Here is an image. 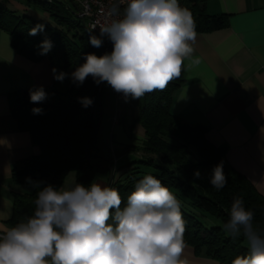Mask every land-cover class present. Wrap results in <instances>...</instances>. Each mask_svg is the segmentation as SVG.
I'll return each instance as SVG.
<instances>
[{"label":"clouds","instance_id":"9594fccd","mask_svg":"<svg viewBox=\"0 0 264 264\" xmlns=\"http://www.w3.org/2000/svg\"><path fill=\"white\" fill-rule=\"evenodd\" d=\"M107 16L89 43L99 48L106 36L112 51L83 53L84 62L71 73L73 83L82 85L91 76L126 99H140L181 76L184 61L195 51L197 31L191 11L179 0H110ZM44 30L39 23L28 35ZM52 47L45 37L39 54L47 55ZM52 71L60 82L68 75ZM29 95L33 103L47 99L42 85L31 87ZM78 101L85 108L94 103L88 96ZM31 111L43 114L40 107ZM193 177V182L203 178L199 170ZM25 182L37 190L34 213L0 234V264H189L181 201L157 176L140 179L123 207L118 190L99 183L73 181L60 187L31 177ZM209 182L217 190L225 187L223 161L213 166ZM223 230L233 239L242 236L248 247L231 264H264V230L254 226V212L242 197H233Z\"/></svg>","mask_w":264,"mask_h":264},{"label":"trees","instance_id":"16d2710c","mask_svg":"<svg viewBox=\"0 0 264 264\" xmlns=\"http://www.w3.org/2000/svg\"><path fill=\"white\" fill-rule=\"evenodd\" d=\"M45 11L51 21L35 19L27 14H18L0 0V28L12 36V44L26 57L37 61L49 58L52 69L68 75L60 82L44 88L47 99L30 102L29 89H19L11 94V111L22 129L33 133L40 152L19 160L13 169V178L23 184L26 177L60 186L67 175L74 171L75 181L88 185L97 173L107 171L96 163L114 165V177L110 187L118 190L123 204L136 183L147 174L157 176L181 201L185 220L184 241L197 253L205 252L222 264L240 254H247L246 240L241 236L233 239L223 230L229 219L234 196H240L245 207L254 212V226L264 230V196L252 182L235 170L226 159V148L214 145L206 137L203 126H192L174 115L171 106L174 93L183 80L179 77L164 90L146 93L133 99L118 116V122L127 124V117L134 108L139 114L132 119L130 127L140 123L145 136L138 145L128 149L139 154L128 162L115 167V159L105 158L93 145L101 113L100 86L91 76L77 86L71 79L74 69L84 62L83 53L94 52L98 56L108 52L106 44L99 48L89 43L90 32L84 20L75 14L73 0H25ZM207 0H179L189 9L196 23L197 32H208L228 25L227 14H209ZM43 23L45 30L35 36L28 35L30 28ZM45 37L53 47L47 55H40L39 45ZM102 87V93H103ZM101 93V94H102ZM115 93V92H114ZM92 97L94 103L85 108L78 97ZM34 107L43 109V114H33ZM89 142V151L86 146ZM223 161V170L228 178L224 188L217 190L209 182L214 165ZM199 170L202 179L193 182V173ZM30 185V184H28ZM36 189L30 193L14 195V211L8 223L14 226L26 222L34 213Z\"/></svg>","mask_w":264,"mask_h":264},{"label":"crops","instance_id":"0c3cea01","mask_svg":"<svg viewBox=\"0 0 264 264\" xmlns=\"http://www.w3.org/2000/svg\"><path fill=\"white\" fill-rule=\"evenodd\" d=\"M1 1L18 14L51 21L45 11L25 0ZM206 9L209 14H227L229 23L197 32L195 51L184 61L183 83L174 93L171 111L192 126L205 127L208 140L225 147L228 163L264 196V0H207ZM197 58L200 63L193 64ZM106 83L100 129L93 145L100 153H108L109 148L111 156L104 157L110 162L117 155V167L139 156L128 146L138 145L145 130L140 123L130 127L139 114L137 107L127 117V124L114 121L115 90ZM52 84L49 58L34 61L26 57L12 44L11 34L0 28V234L11 227L8 221L14 211V195L33 191L31 185L13 178V169L19 160L40 152L33 133L22 129L12 114L11 94ZM109 176V170L99 172L93 183L107 186ZM185 244L189 264H222Z\"/></svg>","mask_w":264,"mask_h":264},{"label":"built area","instance_id":"2783aa9c","mask_svg":"<svg viewBox=\"0 0 264 264\" xmlns=\"http://www.w3.org/2000/svg\"><path fill=\"white\" fill-rule=\"evenodd\" d=\"M76 4L75 14L84 20L87 29L99 36V26L107 22L110 18L107 16V11L109 9L110 0H73ZM123 11V6H121V12ZM103 44H106L107 51L111 43V51L113 48L112 42L105 36L102 38ZM102 44V45H103ZM116 96V114L114 121L118 122V116L122 112L125 106H128L131 101L129 96L127 99L122 93L115 91Z\"/></svg>","mask_w":264,"mask_h":264},{"label":"water","instance_id":"95a60500","mask_svg":"<svg viewBox=\"0 0 264 264\" xmlns=\"http://www.w3.org/2000/svg\"><path fill=\"white\" fill-rule=\"evenodd\" d=\"M74 5H76L75 3H73ZM108 52H111V43H110V46H109V49H108ZM103 85V83H102ZM100 86V101H99V104L100 106H102V87L103 86ZM100 124H101V114H100V118H99V122H98V126H97V133L99 132V129H100ZM86 149H87V152L89 151V142L87 143V146H86ZM96 166H98L99 168H108L109 172H110V176H109V179H108V182H107V186H110L112 181H113V177H114V165H107L105 166L104 164L102 163H96Z\"/></svg>","mask_w":264,"mask_h":264},{"label":"rangeland","instance_id":"374dc122","mask_svg":"<svg viewBox=\"0 0 264 264\" xmlns=\"http://www.w3.org/2000/svg\"><path fill=\"white\" fill-rule=\"evenodd\" d=\"M106 85H108V83H106ZM114 97H115V103H116V96H115V94H114ZM100 134H101V133H100ZM100 136H101V135H100ZM107 150H108V153L103 152V153H101V155H103V156H111V155H110L109 148H108ZM117 151H118V153L121 152L119 148L117 149ZM73 181H75V172L72 171V172H70V173L67 175V177H66L64 183L61 185V187H68V186H70V185L72 184Z\"/></svg>","mask_w":264,"mask_h":264}]
</instances>
